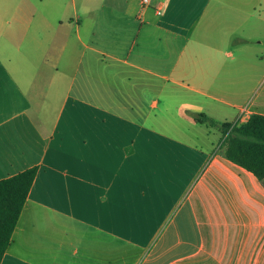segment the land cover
<instances>
[{
  "label": "crops",
  "instance_id": "1",
  "mask_svg": "<svg viewBox=\"0 0 264 264\" xmlns=\"http://www.w3.org/2000/svg\"><path fill=\"white\" fill-rule=\"evenodd\" d=\"M254 114L264 0H0V181L38 168L0 264H264V181L197 122Z\"/></svg>",
  "mask_w": 264,
  "mask_h": 264
},
{
  "label": "trees",
  "instance_id": "2",
  "mask_svg": "<svg viewBox=\"0 0 264 264\" xmlns=\"http://www.w3.org/2000/svg\"><path fill=\"white\" fill-rule=\"evenodd\" d=\"M197 122L219 128L223 134L218 153L264 181V116L252 115L245 123L219 125L201 115ZM38 168H30L0 181V263L12 241L22 210L34 184Z\"/></svg>",
  "mask_w": 264,
  "mask_h": 264
},
{
  "label": "rangeland",
  "instance_id": "3",
  "mask_svg": "<svg viewBox=\"0 0 264 264\" xmlns=\"http://www.w3.org/2000/svg\"><path fill=\"white\" fill-rule=\"evenodd\" d=\"M234 47V46H233ZM229 51H233L232 50V48H231V50H229ZM156 97V94L154 93V92H150L149 93V95L147 96V102L149 101V102H151L152 103V101L154 100V99H156L155 98ZM215 133H213V135H215V137L212 135V139H213V141L215 142V143H217V141H218V139H219V137L221 136V140H222V137H223V134H222V132L219 130L218 132H220V133H216V131H214ZM216 136L218 137V138H216ZM209 139V138H208ZM220 140V141H221ZM201 142H203V141H201ZM205 143V142H204Z\"/></svg>",
  "mask_w": 264,
  "mask_h": 264
},
{
  "label": "built area",
  "instance_id": "4",
  "mask_svg": "<svg viewBox=\"0 0 264 264\" xmlns=\"http://www.w3.org/2000/svg\"><path fill=\"white\" fill-rule=\"evenodd\" d=\"M148 1L149 0H144V2H148ZM241 119H243L242 116L239 118V120L237 122L242 123V120Z\"/></svg>",
  "mask_w": 264,
  "mask_h": 264
}]
</instances>
